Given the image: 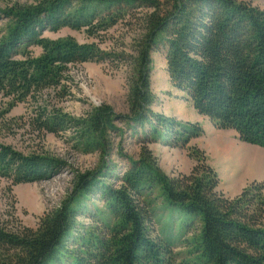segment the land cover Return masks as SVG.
Returning a JSON list of instances; mask_svg holds the SVG:
<instances>
[{"label": "trees", "instance_id": "16d2710c", "mask_svg": "<svg viewBox=\"0 0 264 264\" xmlns=\"http://www.w3.org/2000/svg\"><path fill=\"white\" fill-rule=\"evenodd\" d=\"M2 14L7 27L0 37V94L9 100L3 116L29 104L33 133L71 131L77 147L103 158L106 136L122 134L113 123L123 119L132 124L129 129L144 131L146 143L163 137L169 146L184 148L199 136L198 126L151 109V54L161 52L171 87L197 114L264 149V8L244 0H36ZM118 26L135 34L132 56L70 37L42 36L70 29L103 43ZM32 48H40V55ZM88 62L126 63L131 69L129 117L105 105L79 119L57 109L69 67ZM190 156L196 159L191 171L173 177L147 149L137 161L127 160L119 176L104 165L76 174L71 193L36 228L0 224V264H264V181L225 196L204 156ZM65 168L59 160L0 144V177L12 186L47 180ZM90 197L100 208L85 206ZM156 206L167 217L162 234L155 228ZM79 217L89 224L78 227ZM188 234V258L177 261L172 248Z\"/></svg>", "mask_w": 264, "mask_h": 264}, {"label": "rangeland", "instance_id": "374dc122", "mask_svg": "<svg viewBox=\"0 0 264 264\" xmlns=\"http://www.w3.org/2000/svg\"><path fill=\"white\" fill-rule=\"evenodd\" d=\"M244 1L264 8V0ZM35 2L36 0H0V37L6 33L7 27L3 11L12 7H27ZM42 36L48 40L70 37L78 44L95 43L104 52H123L132 56L135 34L128 28L118 26L107 33L103 43L87 38L83 31L70 29L44 31ZM40 53V48H32L34 56ZM150 70L151 90L155 95L152 111L182 125H196L201 130L199 136L190 139L184 148L169 146L163 141V137L157 142L146 143L144 131L140 127L135 126L132 130L129 129L132 128L131 123L127 126L124 124L126 120L116 119L113 124L115 128L122 130V134L108 133L107 155L102 158L100 152L85 153L83 148L77 147L71 131L59 135L33 133L28 126L32 114L27 103L17 104L3 116L9 100L0 94V144L11 146L23 155L41 154L66 165L57 175L41 182L12 186L9 180L0 177V224L36 228L43 214L57 208L71 193L76 174L101 171L103 168L100 166L104 165L112 171V176H119L128 166L127 160L137 161L143 149L150 151L160 170L168 177L188 174L196 162L190 154L197 151L216 172L219 179L218 192L228 197H235L250 183L264 181L263 148L239 141L235 132L218 130L207 118L197 114L191 103L171 87L161 52L151 54ZM131 77V69L126 63L88 62L71 66L68 71L69 82L65 86L66 96L56 102V107L62 114L74 119L84 117L101 105L108 106L117 116L129 117ZM105 182L112 183L113 180L111 178ZM86 200L85 206L89 208L101 206L91 197ZM159 203L161 202L157 201L156 204ZM157 208L156 206L155 210ZM157 217L160 220L155 226L156 232L160 230L162 234L167 217L160 213V209H157ZM77 222L78 227L89 224L88 219L83 217H79ZM173 228L172 239L177 231V227ZM184 238H190L189 234L181 237L172 248L177 261L185 260L188 254Z\"/></svg>", "mask_w": 264, "mask_h": 264}]
</instances>
